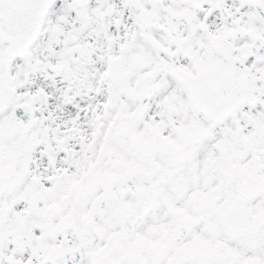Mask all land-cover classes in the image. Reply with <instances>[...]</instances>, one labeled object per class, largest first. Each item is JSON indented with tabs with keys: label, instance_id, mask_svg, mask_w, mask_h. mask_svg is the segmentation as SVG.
<instances>
[{
	"label": "snow or ice",
	"instance_id": "snow-or-ice-1",
	"mask_svg": "<svg viewBox=\"0 0 264 264\" xmlns=\"http://www.w3.org/2000/svg\"><path fill=\"white\" fill-rule=\"evenodd\" d=\"M0 264H264V0H0Z\"/></svg>",
	"mask_w": 264,
	"mask_h": 264
}]
</instances>
